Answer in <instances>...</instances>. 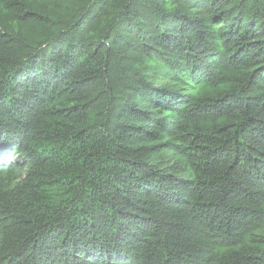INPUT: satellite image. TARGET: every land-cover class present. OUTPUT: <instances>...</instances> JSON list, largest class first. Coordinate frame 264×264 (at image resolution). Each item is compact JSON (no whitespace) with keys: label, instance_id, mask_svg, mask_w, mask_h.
<instances>
[{"label":"trees","instance_id":"trees-1","mask_svg":"<svg viewBox=\"0 0 264 264\" xmlns=\"http://www.w3.org/2000/svg\"><path fill=\"white\" fill-rule=\"evenodd\" d=\"M0 264H264V0H0Z\"/></svg>","mask_w":264,"mask_h":264},{"label":"rangeland","instance_id":"rangeland-1","mask_svg":"<svg viewBox=\"0 0 264 264\" xmlns=\"http://www.w3.org/2000/svg\"><path fill=\"white\" fill-rule=\"evenodd\" d=\"M6 158H7V160H10L12 162H14L16 160L13 156H7Z\"/></svg>","mask_w":264,"mask_h":264}]
</instances>
